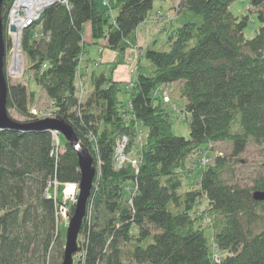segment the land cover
<instances>
[{
  "label": "trees",
  "instance_id": "1",
  "mask_svg": "<svg viewBox=\"0 0 264 264\" xmlns=\"http://www.w3.org/2000/svg\"><path fill=\"white\" fill-rule=\"evenodd\" d=\"M153 1L114 0L112 7L101 0L57 2L22 34L26 71L53 116L69 124L89 150L95 169L73 264H264V200L252 198L253 191L264 190V159L250 184H239L233 171L249 142L264 151V0H247L259 22L250 39L243 35L248 15L228 8L233 0H178L167 21L170 48L146 45L139 51L124 106L118 93L127 82L112 73L137 47L136 29ZM11 2L1 6L6 50ZM86 24L90 43L104 41L102 47L115 56L108 66L91 69L89 91L79 99ZM35 27L41 30L38 40L32 37ZM172 83L185 98L188 138L171 131L163 90ZM7 84L8 115L37 120L30 112L34 91L22 81ZM142 129L136 168L118 166L115 142L125 136L130 155ZM58 137L62 150L55 155L48 130L0 128V264L61 263L55 221L60 202L45 198L44 191L52 180L78 183L80 172L75 151ZM219 142L229 152L198 170L201 154ZM186 179L194 180L184 188ZM66 206L69 216L73 203ZM204 215L218 260L206 244Z\"/></svg>",
  "mask_w": 264,
  "mask_h": 264
},
{
  "label": "rangeland",
  "instance_id": "2",
  "mask_svg": "<svg viewBox=\"0 0 264 264\" xmlns=\"http://www.w3.org/2000/svg\"><path fill=\"white\" fill-rule=\"evenodd\" d=\"M13 1L14 0H12V2ZM177 2L178 0H154L153 1L152 9L150 10L147 18L136 29V38H137L138 48L135 47L136 49H134V52L136 53L137 57L138 55H140L139 51L142 50L146 45H150L153 48L165 49V50H168L170 48V40L168 38V35L170 34V24H168L167 21L175 15L176 13L175 6L177 5ZM101 3L102 5L106 7H112L114 0H101ZM228 8L234 15H243V14L248 15L247 24L243 29V35L246 39H250L251 37H253L258 30L259 22L256 18V15L254 13L249 12L247 0H233L229 4ZM10 9H11V4L8 8V11ZM110 13L114 15L115 10L110 9ZM166 23L168 25L164 27ZM33 30H37L39 32V27H35ZM32 37L34 38V34ZM98 43H100L99 46L95 43L85 42L86 53H84L85 54L84 58L86 61L90 62V64H87V66H90L91 69L94 68L97 64H98V67H102L106 65L108 66L114 59L113 58L111 61H103L101 54L103 53L104 50H106V48L102 47L101 41H99ZM13 50L14 48L12 49V42L7 41V50H6L7 59H8V54L10 52H11V55L13 54L12 53ZM20 54L21 56H23L22 71L18 73L14 72L12 74H8L7 81L10 83H17L19 81H22L23 83L27 85L28 90L34 91V100H33V104L30 107V111H31V108H34L36 110H41V111H44L45 109L48 108L49 109L48 111H51L49 101L46 98L45 94L39 87H37L33 83V81L31 80L29 76L28 71H26L25 69L27 62L21 50V40H20ZM88 54L90 55V57L92 58L94 57L95 59H90ZM135 60H136V57L133 56V49H129L128 53L125 54L124 56L123 63L121 65H118V67L112 73V78L114 80H118V77L120 76V74H122V72H120V70H122L120 69V67L123 68L125 72H127V75H128L127 79L120 80V81H126L127 83L121 84L120 91L118 93V97L124 106L128 105L129 93L126 92V90L130 89V86H131V83L128 82V80H130L131 77L135 74V68L131 66V64H133ZM83 66L85 65L81 63V69ZM89 73L90 71L89 72L80 71L78 74L77 85L79 86L81 84L82 92L81 94L80 92H77V96L81 98L85 97V95L89 91V87H88ZM80 79L82 82L79 81ZM177 90H178V83H172L169 85V87H167L166 90H163V92L167 93L168 98H169L168 101H164V102H167L166 104H168V108L172 112L171 113L172 120H173L171 124L172 133L175 135L188 138L189 137L188 121L184 119V117L182 116V111H181L185 103V98L180 96ZM9 112L14 118L16 119L19 118L15 114L13 109H9ZM60 136L62 137V135ZM144 139H145V132L142 129L138 133L135 148H133L132 150L133 152L130 155L128 154L124 155L122 153V152H125L126 147H124L122 152L117 153V156H120L122 154L125 156V160H124L125 162H123V164H130L131 167L135 168V166L139 162V158L136 156V154H137L139 147L143 143ZM127 140H126V143H127ZM211 147H212L211 151L209 150L207 153L205 154L203 153L204 155L201 154V158L199 159V161L201 162H198V163L196 162L198 170H201L204 166L208 165L212 161L213 156L220 155L221 153L224 155L229 152V146L227 143H224V142L213 144L211 145ZM238 159L240 160V162H234L233 164V171L235 173L234 174L235 178L237 182L241 185L250 184L251 179L256 174L255 171L258 169V167H260L258 166V164L261 162L262 159H264V151L257 144L253 142H249L245 150L243 151V153H241L238 156ZM133 160L136 161L135 164L131 163V161ZM189 163H193V160L190 159ZM132 165H135V166H132ZM191 165L194 166V164H191ZM193 180L194 179H192V181L191 179H186L183 185L184 188L189 186L191 182L193 183ZM57 196H60V194H57ZM60 218H61V225H60L61 228L59 227V230L61 229L59 231L61 234L60 240L63 241V244H64L65 227L63 225L67 219V216H64V217L61 216ZM201 222L203 226H206L204 229V234L206 237V244L208 248L210 250H213V252L216 253L217 255V252L214 251V244L212 240V228L210 226L209 216L204 215ZM62 248H63V245H62Z\"/></svg>",
  "mask_w": 264,
  "mask_h": 264
},
{
  "label": "water",
  "instance_id": "3",
  "mask_svg": "<svg viewBox=\"0 0 264 264\" xmlns=\"http://www.w3.org/2000/svg\"><path fill=\"white\" fill-rule=\"evenodd\" d=\"M2 2L3 0H0V128L13 129L17 131L55 130L60 135H62L64 140L75 151L80 172L78 181V193L76 201L73 203V209L71 214L69 215L68 223L65 228L62 260L60 263L73 264V255L77 252L78 248V234L81 228L82 220L85 216L86 202L90 194L92 180L95 175L92 156L89 150L80 142L79 138L75 135L72 127L61 119L55 117H46L31 122H21L11 118L8 115L6 106L8 84L3 71L6 49L3 39V26L1 18ZM252 198L255 201L264 200V190L253 191Z\"/></svg>",
  "mask_w": 264,
  "mask_h": 264
},
{
  "label": "built area",
  "instance_id": "4",
  "mask_svg": "<svg viewBox=\"0 0 264 264\" xmlns=\"http://www.w3.org/2000/svg\"><path fill=\"white\" fill-rule=\"evenodd\" d=\"M48 2H46L45 4H44V6L42 7V8H44L45 6H49V5H51V4H54V3H57V2H59V3H62V4H67V0H47ZM17 3V0H14L12 3H11V9L8 11V13H7V19H6V21L8 22V24L10 25V23L12 22V19H16V17H15V15L13 14V12H14V7H15V4ZM26 13H29L28 12V10L27 9H23V10H21L19 13H18V17H19V22L20 21H24L25 19H26V17H30L28 20H26L25 21V23H23L24 25H32V24H34L35 22H36V20L38 19L37 18V14H32V15H28V16H26ZM7 24V25H8ZM23 25V26H24ZM10 31L11 32H14L15 31V29L14 30H10V27H8L7 26V29L5 30V33H7V34H11L10 33ZM37 33V32H36ZM39 36H41V33H37ZM34 37H35V35H34ZM36 38V37H35ZM133 49V56H135L136 57V60H137V55H136V53L134 52V49H136V48H132ZM18 55H20V62H19V64H20V68L17 70V71H15V70H11L12 68H11V66H9L10 65V63H9V61H7V64H6V69H5V72L7 73V75L8 74H12V73H18V72H21L22 71V56H21V54H20V40H19V48H18ZM14 55H15V52L13 53ZM6 56L7 55H5V62H6ZM12 58V57H11ZM136 60H135V62L133 63V64H131V66L133 67V68H136ZM12 65V64H11ZM15 69H16V67H15ZM78 92H80V94H81V92H82V90H81V88L79 89V86H78ZM79 99H81V97H79ZM163 100L164 101H168L169 100V98H168V95H166V93L165 92H163ZM31 114L32 115H34V116H36V118H38V119H42V118H46V117H48V116H46V113L47 112H44V111H39V110H36V109H34V108H31ZM51 132V135H52V138L53 137H55V146L56 147H60L59 146V133L58 132H56L55 130H52V131H50ZM126 140H127V138L125 137V136H122L121 137V139H119L118 140V142H117V147H116V149L114 150V159H115V161H116V164L118 165V166H120V165H122L123 164V162H125L124 160H125V156L122 154V155H120V156H117V153H120V152H122V149H123V147L126 145ZM131 163L132 164H135L136 163V161L135 160H133V161H131ZM132 166H135V165H132ZM137 166V165H136ZM136 166H135V168H136ZM53 186H54V188H55V186H56V182L54 181L53 182ZM66 186V187H65ZM68 186V187H67ZM70 186H72V189H73V191L71 190L70 192L68 191V188L70 187ZM65 187V189H64V191L62 192V193H60V197H59V202L60 203H58V205H57V212H56V216H59V217H64V216H67L66 215V203L68 202V203H74L75 201H76V197H77V193H78V185H77V183H75V184H64V186H63V188ZM62 188V189H63ZM56 192L54 191V192H48L47 190L45 191V198H47V199H51V200H53L55 203L57 202V200H56V198H57V193L55 194ZM60 225H61V223H60ZM59 225V226H60ZM67 225V219H66V221H65V223H64V226H66ZM214 258L216 259V260H218V256L216 255V254H214Z\"/></svg>",
  "mask_w": 264,
  "mask_h": 264
},
{
  "label": "bare ground",
  "instance_id": "5",
  "mask_svg": "<svg viewBox=\"0 0 264 264\" xmlns=\"http://www.w3.org/2000/svg\"><path fill=\"white\" fill-rule=\"evenodd\" d=\"M48 2L47 0H17V3L15 4V7H14V12L13 14L15 15L16 19H12V22L10 23V25L8 24V22L6 21L5 23V30L7 29V26L10 27V30H14V32H11V34H7L6 33V37H7V41H11L12 42V49L14 48V50L12 51V53L15 52V55L12 54L11 55V52L8 54V59L6 58V62H5V58H4V70L6 69V64H7V61H9L10 65L11 66V70H15L17 71L19 68H20V55H18V48H19V40H21L22 38V34L24 32V30L28 27V26H31V25H24L23 23H25L26 20H28L30 17H26V19L24 21H20L19 22V17H18V13L23 10V9H27L29 13H26V16L28 15H32V14H37V18L39 19L40 17V14H41V11L44 9L42 8L44 6V4ZM66 6H68V3L67 4H64ZM37 19V20H38ZM36 20V21H37ZM8 24V25H7ZM24 25V26H23ZM33 25V24H32ZM13 28V29H11ZM41 33V30L39 28V32L37 30H33V34L35 35V40H38L40 38V36L37 34V33ZM32 34V36H33ZM6 55V54H5ZM84 53H81L80 54V58H79V65H78V74L80 72V68H81V63L85 60L84 58ZM12 57V58H11ZM12 64V65H11ZM22 65H23V56H22ZM16 67V69H15ZM3 70V71H4ZM4 75H5V78H7V73L4 71ZM80 82L81 79L79 80ZM81 88V84L79 85V89ZM79 98V96H78ZM49 109H45L44 111H48ZM51 110V109H50ZM41 111V110H39ZM46 116H50V118H53V114L51 113V111H48L46 113ZM183 116V114H182ZM53 141H55V137H53ZM117 142H115V146H114V150L116 149L117 147ZM125 147V146H124ZM123 147V149H124ZM122 149V151H123ZM62 149L60 147H56L54 146L52 152H54V154H58V152H60ZM124 155L126 154V152H122ZM55 180H52V181H49L48 184H47V187L45 189V191L47 190L48 192H56L57 194H60L64 191L65 187L63 188L64 184H75V182H65V183H57L56 181V186L54 188L53 186V182ZM78 185V183H77ZM68 187V186H67ZM54 188V189H53ZM63 188V189H62ZM51 190V191H50ZM73 191L72 189V186H70L68 188V191ZM45 191H44V196H45ZM55 193V194H56ZM60 196H57L56 200L59 198ZM66 215H67V212H66ZM68 218L69 216L67 215V223H68ZM56 232H57V228L58 226L60 225L61 223V218L59 216H56ZM64 226V225H63ZM60 227V226H59ZM66 228V226H64Z\"/></svg>",
  "mask_w": 264,
  "mask_h": 264
},
{
  "label": "crops",
  "instance_id": "6",
  "mask_svg": "<svg viewBox=\"0 0 264 264\" xmlns=\"http://www.w3.org/2000/svg\"><path fill=\"white\" fill-rule=\"evenodd\" d=\"M84 41L87 42V43H90V38H89V25L88 24L85 25ZM103 43H104V41H101V44H103ZM97 45L99 46L100 43H97ZM101 55H102L103 61H111L114 58V56H115V52H113V51H111V50H109V49L106 48V50H104ZM88 56H89L90 59H95L94 57L93 58L90 57L89 54H88ZM82 63L85 66L82 67L83 70L80 68V71H82V72L83 71H86V72L91 71V67L90 66H87V64H90L89 61L84 60ZM120 69H122V70H120V72H122V74H120V76L118 77V80H121V79L122 80L123 79L126 80L127 77H128L127 72H125V70H123V68H121V67H120Z\"/></svg>",
  "mask_w": 264,
  "mask_h": 264
}]
</instances>
